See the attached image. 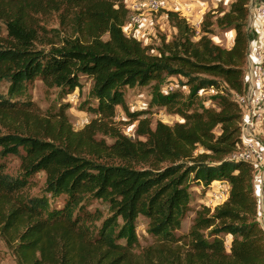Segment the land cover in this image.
<instances>
[{
    "label": "trees",
    "instance_id": "16d2710c",
    "mask_svg": "<svg viewBox=\"0 0 264 264\" xmlns=\"http://www.w3.org/2000/svg\"><path fill=\"white\" fill-rule=\"evenodd\" d=\"M250 1L234 0L216 19L218 27L234 31L231 48L215 45L207 25L193 41V27L166 11L177 33L153 53L123 33L129 19L124 0H0V84L7 85L0 93V158L19 156L22 175L10 177L0 165V233L18 264H264L255 169L231 158L241 144L243 112L232 95L246 90ZM48 14L56 16V28L41 25L39 17ZM164 75L182 77L189 95L184 100L178 91L157 93L152 101L180 113L182 122L152 127L150 119L130 112L137 138L124 136L115 122L124 90ZM82 78L91 81L95 105L87 106L93 118L79 131L69 104L44 114L21 100L36 80L69 95L81 89ZM217 79L228 89L218 109L183 111L198 92L218 89ZM39 172L46 192L66 197L58 211H49L45 198L13 201ZM213 182L229 186L227 200L213 210L202 205L189 232L176 237L191 202L189 189L207 192ZM89 199L106 202L109 210L91 236L86 224L100 217L85 210ZM140 216L157 242L142 261L132 251ZM222 236L231 238L228 249Z\"/></svg>",
    "mask_w": 264,
    "mask_h": 264
},
{
    "label": "rangeland",
    "instance_id": "374dc122",
    "mask_svg": "<svg viewBox=\"0 0 264 264\" xmlns=\"http://www.w3.org/2000/svg\"><path fill=\"white\" fill-rule=\"evenodd\" d=\"M148 0H124L125 5L129 9V19L126 23L127 26L123 27V33L126 36L135 37L143 45L152 47L153 53H156L157 49L161 45V41H170L177 33L176 29L171 23L168 22L166 11L177 12L183 17L189 25H191L195 31V37L193 41H196L202 34L203 25H207L209 32L208 37L211 41L222 48H231L234 40V31L228 28L218 27L216 19L220 18L226 13L230 5L234 0H158L160 8L158 11H150L146 2ZM252 5L258 0H251ZM138 5H143L138 8ZM250 6V4H249ZM140 15V24L130 25V17H136ZM247 23V30H250V34L253 40L257 42V46H260V34L254 31V26L249 28V24H255L252 11L249 9V16ZM40 23L45 29L56 28L58 26L55 15L48 14L40 16ZM250 22V23H249ZM254 22V23H253ZM209 23V25L207 24ZM1 36L5 37L4 27L1 29ZM247 62V61H246ZM220 83L218 89H206L197 94V100L187 101L189 108H184L183 111H201L206 108L218 109L219 97L227 96L228 89L219 79ZM82 87L79 90H75L73 93L66 95L62 91L56 88L45 87L40 80H36L34 83L26 85L25 94L21 100L31 101L36 107H38L44 114L55 113L60 105L69 104L70 109L68 115L70 117L73 129L79 131L84 128L89 121L93 118V115L86 111L87 106H94L95 100L90 93L91 81L82 78ZM190 87L185 85V80L179 76L164 75L159 82L152 83L147 87H135L133 89L124 90V102L121 106L116 108L115 122L120 129L121 133L135 140V130L137 121L132 122L128 113H140V118H148L154 127L156 121H160L167 125H173L174 123H181L182 119L180 113H171L164 108L154 104L152 99L157 93H171L174 91L181 92L185 98L189 95ZM7 91V85L5 83L0 84V93L5 94ZM97 138L103 139L109 143L111 140L107 136L97 135ZM258 141L264 146V131H260L257 136ZM23 155V151L20 152ZM20 157L19 156H6L0 158V165L3 167L4 174L10 177L22 178L20 169ZM27 187L24 191L14 194L13 201L22 202L28 198H45L49 205V211H58L62 208L66 201L64 195L52 196L45 191V174L43 172L36 173L27 178ZM216 187V186H215ZM191 202L188 211L184 215L181 222L180 231L175 235L181 236L187 234L191 225L195 219L196 211L204 205L203 203L211 197L202 190L200 186H192L189 189ZM84 208L90 213H96L100 217L99 220L94 222H88L86 224L87 235H95L100 222L103 218L109 215L108 204L101 200L89 199L85 202ZM135 234L137 243L133 246V254L138 261H142L143 254L147 249H151L157 246V242L148 233V221L140 216L136 221ZM223 240L225 242L226 249L229 248L231 238L226 237ZM0 264H18V257L10 245L5 236L0 233Z\"/></svg>",
    "mask_w": 264,
    "mask_h": 264
},
{
    "label": "built area",
    "instance_id": "2783aa9c",
    "mask_svg": "<svg viewBox=\"0 0 264 264\" xmlns=\"http://www.w3.org/2000/svg\"><path fill=\"white\" fill-rule=\"evenodd\" d=\"M251 3L252 1H250L248 9L252 11L253 18L260 28L261 44L255 53V61H252L249 58V54H247L245 92L241 95H232V100L242 109L243 118L240 125L241 144L238 150L232 154L231 158L250 163L253 165L255 173H257L264 166V146L257 139L260 131H264V0H258L255 5ZM142 6L138 5V8ZM146 6L150 11L156 12L161 5L158 0H148ZM140 18V15L136 17L131 16L129 24H140ZM251 47L252 43L249 42L248 52ZM219 185L218 188H214L211 184L206 192L211 196L207 199L206 207L211 210L225 202L229 195L228 189L220 183Z\"/></svg>",
    "mask_w": 264,
    "mask_h": 264
},
{
    "label": "crops",
    "instance_id": "0c3cea01",
    "mask_svg": "<svg viewBox=\"0 0 264 264\" xmlns=\"http://www.w3.org/2000/svg\"><path fill=\"white\" fill-rule=\"evenodd\" d=\"M254 22H255V24H253V25H252V22H251V24H249V28H252V26H254L253 27L254 31L260 34V28L258 26V23L256 21H254ZM250 42L252 43V47L249 49V52H248L249 58L252 61H255L256 60L255 53L259 49L260 46H257V42H255V41H250ZM219 183L220 182H213L212 185L214 186V188H218V186H220ZM220 184L225 186V188H227L228 192H229V186L226 183H220ZM254 190H255V195L257 198V206H258L257 220H258L261 228L264 231V166L261 167V169L257 173H255V175H254ZM203 204H204V206H206L207 200Z\"/></svg>",
    "mask_w": 264,
    "mask_h": 264
}]
</instances>
